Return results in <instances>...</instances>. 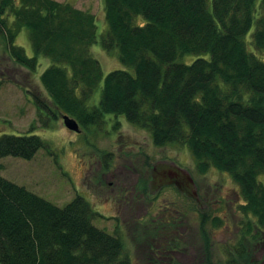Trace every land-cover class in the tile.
Listing matches in <instances>:
<instances>
[{
    "label": "trees",
    "instance_id": "trees-1",
    "mask_svg": "<svg viewBox=\"0 0 264 264\" xmlns=\"http://www.w3.org/2000/svg\"><path fill=\"white\" fill-rule=\"evenodd\" d=\"M104 12L108 29L99 36L97 16L68 2L0 0V35L32 71L40 56L50 58L41 81L63 114L83 126L123 115L156 145L187 144L199 171L228 172L244 199V237L263 243L264 0H104ZM23 29L33 56L16 44ZM99 37L126 67L104 74L90 51ZM34 99L49 126L43 109H52ZM45 147L35 133H4L0 159H30ZM99 215L81 195L59 206L0 175V264H133L123 238L94 224ZM251 255L252 247L230 250L223 264H256Z\"/></svg>",
    "mask_w": 264,
    "mask_h": 264
},
{
    "label": "rangeland",
    "instance_id": "rangeland-1",
    "mask_svg": "<svg viewBox=\"0 0 264 264\" xmlns=\"http://www.w3.org/2000/svg\"><path fill=\"white\" fill-rule=\"evenodd\" d=\"M57 1L68 2L94 13L97 16L99 36L107 31L104 0ZM208 5L212 7L213 0H208ZM142 20L144 17L139 16L138 21ZM254 29L255 27L251 32ZM251 32L247 35L248 40ZM16 44L23 46L29 56L34 55L26 29L17 35ZM249 46L252 47L251 44ZM90 51L100 60L105 75L113 69L126 67L119 59L118 50H106L100 42V37L98 42L91 46ZM258 53L264 58V52ZM190 58L186 56L185 60ZM50 63L49 57L40 56L34 71L18 64L7 51L0 35V136L4 133L32 132L41 136L48 144V147L41 148L30 159L13 155L2 157L0 175L59 206H65L77 195L83 196L100 213L94 219V224L123 238L125 250L133 264H149L148 254L144 252L142 243L144 237L151 235L155 230L152 220L164 215L167 204L170 205V211L175 204L182 205V209L188 211L186 202L192 199L190 193L186 194L168 182L149 185L146 197L140 201L146 203L141 214H145V210H148V213L143 219H139L137 214L130 216L129 213L112 209L108 194L111 188L109 181L112 178L108 175L102 177V173L111 167L116 170L125 167L132 170L135 179L150 182L155 166L164 168L166 164L177 165L189 172L196 184L198 195L203 200H209L212 208L205 210L211 213V219L218 216L224 225L215 231L212 220H207L203 225L200 220V208L192 204L190 207L194 208L196 213H192L194 217L189 221L191 226L187 236L188 251L186 256H183L184 261L198 262L188 252L193 249V254H197L208 238V251L205 250L207 256L201 264H205L207 260L212 264L226 263L230 250L237 251L244 246L247 249L252 247L250 263L255 257L256 264H264V242L254 244L244 237L246 217L239 211V204L244 202V199L240 186L228 172L215 167L205 172L199 171L187 144L169 142L156 145L147 128L128 121L123 115L107 114L104 121L98 125L83 126L80 123V132L69 129L65 125L63 111L57 109L41 81V74ZM129 69L133 70L131 67ZM102 87L103 83L97 87L89 100L90 105L99 103ZM36 96L43 98L52 109H43V114L50 116V119L46 118L49 126L41 122L38 105L34 99ZM152 195L159 196L157 205L150 203ZM172 200L176 203L173 204ZM226 221L229 224H225ZM241 263L244 264L243 261Z\"/></svg>",
    "mask_w": 264,
    "mask_h": 264
},
{
    "label": "flooded vegetation",
    "instance_id": "flooded-vegetation-1",
    "mask_svg": "<svg viewBox=\"0 0 264 264\" xmlns=\"http://www.w3.org/2000/svg\"><path fill=\"white\" fill-rule=\"evenodd\" d=\"M175 169L176 170L169 169L168 166L164 168L155 166L153 168V177L150 182H144L142 179H135L132 170L125 167L117 170L111 167L108 168L106 172L104 171L102 173V177L108 175L112 178L109 181L111 188L108 192L112 209L114 211L129 213L130 216H135V214H137L139 219H143L148 213V210H145V214H141V211H143L146 203H140V201L146 197L149 185L153 186L154 184H164L168 182L170 184H174L184 193H190V197H192L193 200L186 195L187 198H190L189 200L187 199L188 201L186 202L188 211H184V209H182V205H177L175 204L176 202H173L172 200V203L175 204L174 208L170 211V205L167 204L165 206L164 215L160 218L152 220L155 230L152 229L153 232L151 235L145 236L142 243L144 246V252L148 254L147 261L149 264H201V262L206 259V251H208L207 236V239H205V245L203 248L201 247L197 254H193L195 252L193 249L188 252L189 255L192 254L193 259L198 262L189 263L183 259V256H186V252L188 251L186 250L188 242L187 236L189 235L188 230L191 226L189 221L191 217L193 219L194 216L192 213L195 211H193L194 208L190 207L192 204H196L200 208V220L203 225L207 223V220H212V224L215 228L213 229L214 231L216 228L224 227V225H222L223 220L220 217L213 216L211 219V213L205 210L211 209L212 206L210 205L209 200H203V198L198 195L196 184L194 180L188 177L186 169L177 165ZM188 187H192L193 189L188 191ZM150 199L151 204L156 203L155 205H157V199H159V196L152 195ZM168 199H170V197ZM170 202L171 201H169V203ZM225 224L229 223L226 221ZM145 233L147 232L145 231ZM231 252L236 255V251L231 250ZM205 264L212 263L207 260Z\"/></svg>",
    "mask_w": 264,
    "mask_h": 264
},
{
    "label": "water",
    "instance_id": "water-1",
    "mask_svg": "<svg viewBox=\"0 0 264 264\" xmlns=\"http://www.w3.org/2000/svg\"><path fill=\"white\" fill-rule=\"evenodd\" d=\"M63 118H64L65 125L69 129L74 130V131H78V132L81 131V127H80V124H79L77 119L69 116L68 114H64ZM167 166H168L169 169L176 170L175 169L176 166H174V165L172 166V164L171 165H166L165 167H167ZM186 173H187L188 177H190L193 180V178L191 177V175L189 174V172L187 170H186ZM170 182H172V181H170ZM187 189L189 191L190 189L192 190L193 188L192 187H188Z\"/></svg>",
    "mask_w": 264,
    "mask_h": 264
}]
</instances>
